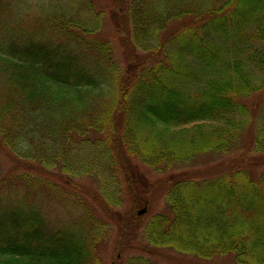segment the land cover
Returning <instances> with one entry per match:
<instances>
[{"label": "trees", "instance_id": "16d2710c", "mask_svg": "<svg viewBox=\"0 0 264 264\" xmlns=\"http://www.w3.org/2000/svg\"><path fill=\"white\" fill-rule=\"evenodd\" d=\"M119 4L123 66L96 0H0V145L14 164H0V264H164L161 250L264 264V100L252 154L212 163L239 148L248 100L264 95V0ZM137 164L168 175L144 216ZM55 171L93 187L57 193Z\"/></svg>", "mask_w": 264, "mask_h": 264}, {"label": "rangeland", "instance_id": "374dc122", "mask_svg": "<svg viewBox=\"0 0 264 264\" xmlns=\"http://www.w3.org/2000/svg\"><path fill=\"white\" fill-rule=\"evenodd\" d=\"M99 3V7H101L104 11V20L102 29L99 32V36L102 38H105L110 42L113 48V53L115 60H118L121 62V65H124V47L121 45V37L122 35V27L119 28L118 22L114 19L113 13L118 10L119 8L123 7L120 6L119 0H96ZM114 11V12H113ZM122 12V11H121ZM264 100V95L261 96H251L248 100V107L250 109V117H247L244 122H246V128L243 131L241 135V143L237 150L232 151L229 154H226L224 156L219 157L218 159L214 160L212 163L216 164L220 161H227L229 158L236 156L240 152H247L249 154H252V137L253 134L256 132V129L254 128V122L253 117L258 113L259 107L262 106ZM260 120V118L258 117ZM257 120V124H258ZM6 150L3 146L0 145V164L5 173H11L12 172V166L14 165L11 161V158L6 154ZM210 165L206 164L205 166L200 167L202 168H208ZM195 168V167H193ZM260 167H256V170H258ZM137 170L140 174H142L144 177H146L145 181H148L150 183V186L146 187V193L147 197L149 199V203L144 204L142 206H139L137 208L133 207L130 201H132V198H126L124 199V202L122 204L121 209H119L120 214H127L129 211L131 212V209L133 207V210L135 208V213L137 215V212L141 210L142 208H149L155 209L156 207H160L162 205V197H163V191L164 188H162L163 183L166 181L167 173H156L150 171L148 168L144 167L141 164H137ZM15 173V172H14ZM51 177L52 183L58 184L56 187L58 189L59 193L60 191L64 192L63 190L67 192H76L79 187L81 190H84V188H92V182L89 178L83 177V178H66L65 176L59 174L57 171L52 172L49 174ZM58 201L56 202H64L61 198L63 197H57ZM64 199V198H63ZM66 204H54L53 209L51 210V215H54L57 219L63 217H67L66 211H68L70 206L67 208ZM145 211V212H146ZM77 214V211L75 212ZM75 214V215H76ZM145 214H141L138 216H144ZM66 216V217H65ZM118 230L116 229V226L113 225V228L110 233V237L105 238V242L101 245L98 250V253L101 255V257H105L106 262H110L113 255H116L115 252V245L117 242V236H118ZM160 254H164L166 258H161L160 260L164 262V264H232V259L230 256L227 257H216L213 260H198L190 256H184V255H176L169 251H159ZM169 256V257H167Z\"/></svg>", "mask_w": 264, "mask_h": 264}, {"label": "water", "instance_id": "95a60500", "mask_svg": "<svg viewBox=\"0 0 264 264\" xmlns=\"http://www.w3.org/2000/svg\"><path fill=\"white\" fill-rule=\"evenodd\" d=\"M145 211H146V208L144 207V208H142L141 210H139V211L137 212V214H138V215H141V214L145 213Z\"/></svg>", "mask_w": 264, "mask_h": 264}]
</instances>
